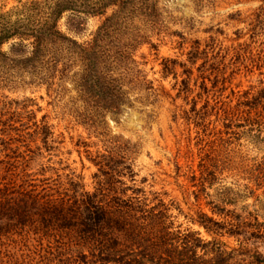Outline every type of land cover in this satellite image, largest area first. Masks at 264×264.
Wrapping results in <instances>:
<instances>
[{
	"label": "rangeland",
	"instance_id": "374dc122",
	"mask_svg": "<svg viewBox=\"0 0 264 264\" xmlns=\"http://www.w3.org/2000/svg\"><path fill=\"white\" fill-rule=\"evenodd\" d=\"M29 1L0 0V22L5 13L14 21ZM98 2L77 0L61 13L59 30L89 41L115 10L85 12ZM152 5L148 16L126 21L127 38L140 43L110 65L127 100L117 116L107 113L95 124L79 116L86 109L71 77L78 65L48 85L0 64V179L37 190L72 181L92 191L96 156L111 154L123 162L119 179L126 186L172 204L176 229L235 250L231 264H264V237L249 235L254 226L264 235V0ZM201 214L223 229L199 225ZM237 218L249 224L246 235L226 233ZM36 244L32 236L6 233L0 260L33 257Z\"/></svg>",
	"mask_w": 264,
	"mask_h": 264
},
{
	"label": "trees",
	"instance_id": "16d2710c",
	"mask_svg": "<svg viewBox=\"0 0 264 264\" xmlns=\"http://www.w3.org/2000/svg\"><path fill=\"white\" fill-rule=\"evenodd\" d=\"M76 1L31 0L14 21L9 13L3 14L0 64L7 72L27 73L31 80L48 85L78 65L71 77L86 109L79 116L95 124L107 113L120 114L127 102L121 86L111 78L110 65L127 58L128 51L140 43L133 36L127 38L123 28L137 14L148 16L154 0L92 4L86 13L104 14L108 5L115 10L89 41L81 43L58 28L61 13L76 7ZM10 40L15 41L9 51L2 52V44ZM96 159L92 191L72 181L62 189L37 190L27 182L0 179V238L12 232L24 240L32 236L37 242L33 257L5 256L7 260L0 264H231L235 250L227 252L220 242H205L193 232L176 229L169 212L172 204L158 196L148 199L140 189L126 186L119 179L122 161L111 154H99ZM123 169L132 175L129 166ZM197 223L209 231L224 227L204 214ZM248 226L238 219L225 229L228 235L239 236L248 233ZM253 228L257 232L251 231L250 237H264L261 228Z\"/></svg>",
	"mask_w": 264,
	"mask_h": 264
}]
</instances>
